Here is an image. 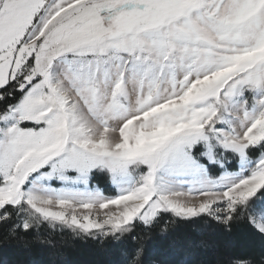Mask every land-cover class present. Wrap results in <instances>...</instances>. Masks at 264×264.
Returning a JSON list of instances; mask_svg holds the SVG:
<instances>
[{"label":"snow or ice","instance_id":"1","mask_svg":"<svg viewBox=\"0 0 264 264\" xmlns=\"http://www.w3.org/2000/svg\"><path fill=\"white\" fill-rule=\"evenodd\" d=\"M164 215L264 264V0H0V225L144 264Z\"/></svg>","mask_w":264,"mask_h":264},{"label":"trees","instance_id":"2","mask_svg":"<svg viewBox=\"0 0 264 264\" xmlns=\"http://www.w3.org/2000/svg\"><path fill=\"white\" fill-rule=\"evenodd\" d=\"M97 181L103 186L104 177ZM97 181H94L96 183ZM167 225L166 237L160 235ZM144 233L137 223L135 234ZM152 239L157 247L144 257V264H217L225 253L244 242L243 225L231 233L207 218L192 222L164 215L153 226ZM121 257L110 241L77 237L71 231L51 230L44 225L19 237L9 235L7 225H0V264H120Z\"/></svg>","mask_w":264,"mask_h":264}]
</instances>
